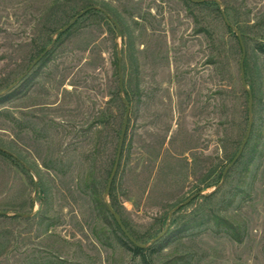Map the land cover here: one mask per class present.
I'll use <instances>...</instances> for the list:
<instances>
[{
    "label": "rangeland",
    "instance_id": "obj_1",
    "mask_svg": "<svg viewBox=\"0 0 264 264\" xmlns=\"http://www.w3.org/2000/svg\"><path fill=\"white\" fill-rule=\"evenodd\" d=\"M219 1L228 5L231 31L224 5L0 0V212L7 213L0 264H142L106 223L91 189L93 179L110 201L104 193L125 115L119 56L131 108L113 195L146 244L168 225V239L148 256L152 264H264V54L255 48L264 39V0ZM87 6L96 11L52 43ZM238 27L256 96L253 130L243 159L222 179L249 119ZM208 211L237 223L242 241L212 221L178 232Z\"/></svg>",
    "mask_w": 264,
    "mask_h": 264
},
{
    "label": "trees",
    "instance_id": "obj_2",
    "mask_svg": "<svg viewBox=\"0 0 264 264\" xmlns=\"http://www.w3.org/2000/svg\"><path fill=\"white\" fill-rule=\"evenodd\" d=\"M184 2L187 4V5H191V4H194V6H204L206 4H211V5H214L217 9V11H220V7L224 5V14L226 16V19H227V23H226V26L228 28L229 31L232 30V26L230 25V22L227 18V13L225 11V9L227 10L228 9V5L227 3L224 1V4L223 2L220 1V4H217L216 2L214 1H210V0H207V1H204L202 3H192L190 2L189 0H184ZM88 7H93V6H87L86 8ZM85 8V9H86ZM96 9L95 7L90 9L89 11H87L84 15H87V14H90L92 12H95ZM83 15V16H84ZM76 16L75 15H71L70 18L71 20ZM81 18V17H80ZM77 22V21H76ZM76 22L74 24H76ZM69 23V22H67ZM264 23V21H263ZM73 24V25H74ZM64 27V26H63ZM71 29V27L67 30L69 31ZM238 30L240 33H241V36L244 35V32L243 30L238 27L237 28H234V30ZM235 33V32H234ZM63 34V33H62ZM62 34L58 35V36H61ZM235 38L237 40V48L239 49L240 53L242 54L241 52V48H240V45H239V42H238V39H237V36L235 35ZM243 40V38H242ZM245 47V45H244ZM256 50L259 52V53H262L264 54V39L261 40L260 42H258L256 44ZM246 50V49H245ZM44 51V50H43ZM49 51L46 53V55L41 59V61L43 59H45V57L48 55ZM244 75H245V80H246V83H247V59H246V56H245V60H244ZM248 86V84H247ZM251 93H252V97H253V103H254V100H255V90L253 87H250L249 88ZM244 94L247 96V93L246 91H244ZM123 97L124 99L128 102V104L130 105V108H131V98L129 96V93L124 89L123 90ZM248 98V96H247ZM5 99V95L4 96H1L0 97V102L3 101ZM121 100V107L124 109L125 106L122 102V99ZM252 114H253V110H252ZM248 115V114H247ZM128 123H129V120H128ZM127 128H128V124H127ZM252 130H253V125H252ZM127 132V130H126ZM251 134H252V131H251ZM250 134V136H251ZM126 136V134H125ZM250 140V138H249ZM249 140H248V143L246 144L247 146L249 145ZM124 141H125V138H124ZM123 147H124V144H123ZM123 147H122V151H123ZM250 151H252V153L255 151L254 148H251ZM0 152L1 149H0ZM122 154V152H121ZM236 155V154H235ZM234 155V156H235ZM233 156V157H234ZM233 157L231 158V160L233 159ZM243 154L240 156V158L237 160V162L235 163V165H237L238 163L241 162V160L243 159ZM121 159V157H120ZM252 159V157H250L248 160V162H250ZM231 162V161H230ZM120 163V162H119ZM230 171L229 170L226 174L227 177H229V174H230ZM223 172H221L220 176L222 175ZM108 175H109V172H108ZM225 176V177H226ZM224 177V178H225ZM114 188V180L112 182V185H111V188H110V191H109V194H108V197L110 198V201H109V204L110 206L112 207V209L120 216L121 220H122V223L124 224L125 228L127 229L128 233L138 242V243H141V244H146L145 240L142 239V237H139L137 236L131 229L130 227L128 226V224L124 221V219L122 218L121 216V213L120 211L117 209L116 207V200H115V197L113 195V189ZM91 189H92V194L95 195V199H96V205L98 207V210L99 212L103 215V217L105 218L106 220V223L109 225V227H111V229L113 228L114 231H116V233H118L119 235V240L121 241V243L127 247L132 253L136 254V255H139L140 258H141V261H142V264H152V261L151 259L148 257L151 255V252L152 251H156L158 247H160V245L162 243H165L166 240L168 239L167 236L165 235L164 237H162L161 239H159L157 242L153 243V244H150L147 248H144V249H141V248H138L136 247L135 245H133L126 237L125 235L122 233V231L120 230L119 226L117 225V223L115 222L113 216L111 215V213L109 212L108 208H107V205H106V202L105 200L103 199V197L98 193V190H97V187L95 185V182L94 180L92 179L91 180ZM217 191V189L211 193V194H207V195H204L203 196V199L204 200H209L210 198H212L214 195H215V192ZM196 212V211H195ZM0 217H3V216H0ZM18 218V216H15ZM199 221V223H198ZM194 220V219H191V220H186L185 222L183 221V223H181L179 226L181 229H179L178 232H184V231H188L189 229H191L193 226L195 225H198V224H201V223H206V222H210L212 221L213 225L216 226L217 228H219V230H223V232L229 236L231 239H233L234 241L240 243L242 241V231H241V228L239 227V225L237 223H234L232 222L230 219H228L227 217H223L222 215H219L218 213H216L215 211H208L205 216H203L200 220Z\"/></svg>",
    "mask_w": 264,
    "mask_h": 264
},
{
    "label": "water",
    "instance_id": "obj_3",
    "mask_svg": "<svg viewBox=\"0 0 264 264\" xmlns=\"http://www.w3.org/2000/svg\"><path fill=\"white\" fill-rule=\"evenodd\" d=\"M190 2L192 3H202L204 1H207V0H189ZM210 1H214L216 2L217 4H220V1L219 0H210ZM94 7H88L84 10H82L78 15H76L69 23H67L64 27H62L61 29L57 30L55 32V37L53 38L52 40V43L55 42V38L56 36L66 32L70 27L73 26V24L80 18L82 17L87 11H89L90 9H92ZM104 14L109 17V15L107 13L104 12ZM222 17L224 19V21L227 23V19H226V16L224 14V11L222 9ZM110 20L112 21V23L114 25H116V23L114 22V20H112L110 18ZM236 36H237V39H238V42H239V45H240V48H241V59H240V77H241V84H242V88L244 89V91H246L247 93V96H248V105H247V111H248V116H249V119H248V124H247V129H246V133H245V136H244V139L236 153V155L233 157V159L231 160V162L226 166V168L224 169L223 171V174H222V179H224V177L226 176L227 172L235 165V163L237 162V160L240 158V156L242 155V152L246 146V144L248 143V140L250 138V134H251V131H252V125H253V117H252V110H253V97H252V93L250 91V89L248 88L247 86V83H246V80H245V75H244V60H245V56H246V50H245V47H244V43H243V40H242V36H241V33L238 31V30H234ZM120 36V32L117 31V37ZM48 48L45 49L32 63V65L30 66V68L28 69V71L33 68L36 64L39 63V61L46 55V53L48 52ZM121 64H122V57L119 56L118 57V62H117V69H118V76H119V90H120V94H121V98H122V102L125 106V115H124V119H123V123H122V127H121V132H120V136H119V141H118V146H117V150H116V155H115V160H114V163H113V167H112V170H111V173L109 175V178H108V181H107V185H106V189H105V197L108 196L109 194V191H110V188H111V185H112V182H113V179L115 177V174H116V171L118 169V166H119V162H120V157H121V152H122V147H123V144H124V138H125V134H126V130H127V124H128V119H129V114H130V105L128 104V102L124 99L123 97V90H124V87H123V77H122V69H121ZM27 71V72H28ZM26 72V73H27ZM216 190V188H214L212 192H214ZM199 194H201L200 192L190 196L186 201H184L183 203L179 204L177 207H175L173 209V211H175L176 209H178L180 206H185L186 204H188L191 200H193L195 197H197ZM106 202V205H107V208L109 210V212L111 213V215L113 216L115 222L117 223V225L119 226L120 230L122 231V233L125 235V237L133 244L135 245L136 247L138 248H141V249H144V248H147L150 244H153L155 242H157L159 239H161L167 232V229H168V225L167 227L165 228V230L159 234L158 236H156L155 238H153L151 240V242L149 244H141V243H138L127 231V229L125 228L124 224L122 223V220L120 218V216L112 209V207L110 206L109 204V201H105ZM172 211V212H173ZM172 212L169 214V216H171ZM4 215H7L6 212H0V216H4ZM13 216H18V217H28L30 216V214H23V213H15L13 214Z\"/></svg>",
    "mask_w": 264,
    "mask_h": 264
},
{
    "label": "flooded vegetation",
    "instance_id": "obj_4",
    "mask_svg": "<svg viewBox=\"0 0 264 264\" xmlns=\"http://www.w3.org/2000/svg\"><path fill=\"white\" fill-rule=\"evenodd\" d=\"M42 53V52H41ZM40 53V54H41ZM39 54V55H40ZM38 55V56H39ZM37 56V57H38ZM40 62V61H39ZM33 63V62H32ZM32 63L30 64V66L32 65ZM38 64H36L33 68H31L29 71H28V69L30 68V66L25 70V72L23 73V75L21 76V79L19 80V82H23V81H25L26 80V78H27V76L31 73V71L37 66ZM28 71V72H27ZM27 72V73H26Z\"/></svg>",
    "mask_w": 264,
    "mask_h": 264
}]
</instances>
